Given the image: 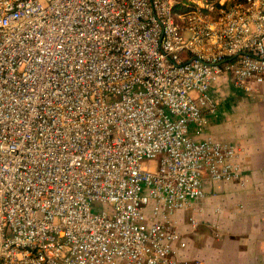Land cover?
Returning a JSON list of instances; mask_svg holds the SVG:
<instances>
[{
  "label": "built area",
  "instance_id": "obj_1",
  "mask_svg": "<svg viewBox=\"0 0 264 264\" xmlns=\"http://www.w3.org/2000/svg\"><path fill=\"white\" fill-rule=\"evenodd\" d=\"M191 3L0 0V264H190L176 214L244 179L214 87L264 82V0Z\"/></svg>",
  "mask_w": 264,
  "mask_h": 264
},
{
  "label": "crops",
  "instance_id": "obj_2",
  "mask_svg": "<svg viewBox=\"0 0 264 264\" xmlns=\"http://www.w3.org/2000/svg\"><path fill=\"white\" fill-rule=\"evenodd\" d=\"M213 93L219 115L201 137L237 145L244 179H205L207 198L175 216L188 241L180 256L203 264H264V82H251L247 91L222 77Z\"/></svg>",
  "mask_w": 264,
  "mask_h": 264
},
{
  "label": "rangeland",
  "instance_id": "obj_3",
  "mask_svg": "<svg viewBox=\"0 0 264 264\" xmlns=\"http://www.w3.org/2000/svg\"><path fill=\"white\" fill-rule=\"evenodd\" d=\"M196 1H197V3H196ZM216 1H214V2H216ZM211 4H214V3L213 2L208 3L207 0H195V3H191V7L195 8V6L196 7L198 6L200 8H208ZM190 264H203V262L199 259H195L193 261H190Z\"/></svg>",
  "mask_w": 264,
  "mask_h": 264
},
{
  "label": "trees",
  "instance_id": "obj_4",
  "mask_svg": "<svg viewBox=\"0 0 264 264\" xmlns=\"http://www.w3.org/2000/svg\"><path fill=\"white\" fill-rule=\"evenodd\" d=\"M214 1L216 0H207L208 3H212V2L215 3Z\"/></svg>",
  "mask_w": 264,
  "mask_h": 264
}]
</instances>
